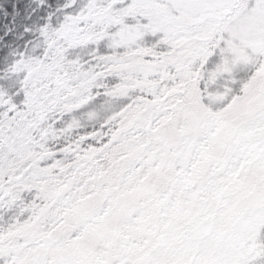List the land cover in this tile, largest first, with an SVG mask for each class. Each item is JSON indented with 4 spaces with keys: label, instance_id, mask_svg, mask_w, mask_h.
<instances>
[{
    "label": "snow or ice",
    "instance_id": "obj_1",
    "mask_svg": "<svg viewBox=\"0 0 264 264\" xmlns=\"http://www.w3.org/2000/svg\"><path fill=\"white\" fill-rule=\"evenodd\" d=\"M0 264H264V0H0Z\"/></svg>",
    "mask_w": 264,
    "mask_h": 264
}]
</instances>
